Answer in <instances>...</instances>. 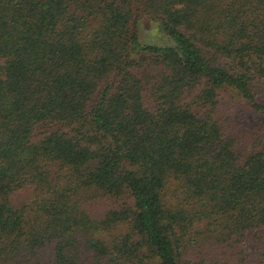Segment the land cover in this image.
<instances>
[{"label": "trees", "instance_id": "obj_1", "mask_svg": "<svg viewBox=\"0 0 264 264\" xmlns=\"http://www.w3.org/2000/svg\"><path fill=\"white\" fill-rule=\"evenodd\" d=\"M263 82L264 0H0V264H264Z\"/></svg>", "mask_w": 264, "mask_h": 264}, {"label": "rangeland", "instance_id": "obj_2", "mask_svg": "<svg viewBox=\"0 0 264 264\" xmlns=\"http://www.w3.org/2000/svg\"><path fill=\"white\" fill-rule=\"evenodd\" d=\"M137 32L140 42L143 44L156 46H166L169 44V40L160 32L158 23L143 13H140L138 17ZM219 110L225 118L237 122L242 128L264 133L260 115L233 91L228 90L221 94Z\"/></svg>", "mask_w": 264, "mask_h": 264}]
</instances>
